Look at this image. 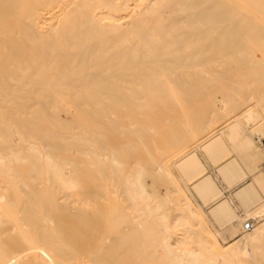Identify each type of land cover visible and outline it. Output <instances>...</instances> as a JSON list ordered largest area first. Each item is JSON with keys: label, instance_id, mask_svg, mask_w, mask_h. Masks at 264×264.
Listing matches in <instances>:
<instances>
[{"label": "bare ground", "instance_id": "1", "mask_svg": "<svg viewBox=\"0 0 264 264\" xmlns=\"http://www.w3.org/2000/svg\"><path fill=\"white\" fill-rule=\"evenodd\" d=\"M262 140L264 0H0V264H264Z\"/></svg>", "mask_w": 264, "mask_h": 264}, {"label": "rangeland", "instance_id": "2", "mask_svg": "<svg viewBox=\"0 0 264 264\" xmlns=\"http://www.w3.org/2000/svg\"><path fill=\"white\" fill-rule=\"evenodd\" d=\"M260 86L261 85H253L252 87H250V88H247V91H245L244 90V94H247V95H250L251 93H253V91L255 90V91H257L258 92V90H263V87L261 86V88H260ZM244 89H245V87H244ZM248 90H249V92H248ZM228 91V90H227ZM230 91V90H229ZM242 93H243V89H242ZM254 93H256V92H254ZM253 93V94H254ZM216 97H218V96H216ZM238 102V101H237ZM237 102H235V104L234 105H230L228 108H225V112H233V111H236V110H238L239 108H238V106H240L241 105V103H243V100H241V101H239L238 103L240 104V105H238V103ZM250 103H253V101L252 102H250ZM214 104V103H213ZM210 105V106H208V108H207V105L206 104H204V107H203V109H205V110H203L202 108H200L201 109V111L200 112H203V111H206V110H211L209 107H211L212 108V110L214 111V113H216V114H218L217 112H219V116H217V118H219L220 120L223 118V115H222V113L220 112V111H218V109H219V104L218 103H215L216 105ZM216 106V107H215ZM233 106H234V108H236V110H234V108H233ZM214 107V108H213ZM207 108V109H206ZM221 124V123H220ZM220 124L218 125V126H220ZM259 135H256V137H255V139H256V141H258L259 140V137H258ZM263 149H264V140H262V141H260V143H259V150L261 151V154L263 153ZM179 149H175V150H173V151H171V154H181V153H179V151H178ZM200 153V152H199ZM261 159H262V157H261ZM203 162H204V160H203ZM205 163V162H204ZM206 164V163H205ZM261 164V163H260ZM207 165V164H206ZM173 174H174V172H173ZM175 175V174H174ZM149 181H150V179H147L146 180V183H147V185H149ZM167 182V181H166ZM173 199V198H172ZM164 210H166V211H169L170 212V214L171 215H173V214H175V210H176V204L175 203H173V204H170V205H168V206H165L164 207ZM239 215H241V213H239ZM247 221H246V219H245V221H244V223H246ZM255 222H259V220H256ZM200 224V223H199ZM200 225H203V227H202V229L200 230V228H201V226H200V228H199V226L195 229V231L196 230H199L201 233H199V231H198V234H201V236H199V240H208L209 242H211V240H212V244L210 243V245H206L207 247H210V249L212 250V253H214V252H216L217 251V249L219 248H221V247H224V248H226L227 246H229L230 244H232L233 242H234V239L233 238H231V237H229V238H226L225 236H224V234H223V236H220V235H218L217 233H216V231H220V232H222L223 233V231H224V228H225V226L224 227H222V228H215V227H212L209 223H206V222H204L203 224H200ZM259 225H261V222H259L258 223V226ZM203 229H204V231H203ZM206 229H208V231L206 230ZM210 231V232H209ZM204 232V233H203ZM196 233H197V231H196ZM202 233H203V235H202ZM211 234V235H210ZM240 234H241V231H240ZM209 235L211 236V238L209 237ZM204 238H203V237ZM206 237V238H205ZM218 243V244H217ZM215 244V245H214ZM211 245H214V246H211ZM204 247H205V245H201V246H198L197 247V249H199V250H201L202 248L204 249ZM215 247V248H214ZM217 247V248H216ZM202 249V250H203ZM213 249H215V251L213 252ZM218 249V250H219Z\"/></svg>", "mask_w": 264, "mask_h": 264}, {"label": "built area", "instance_id": "3", "mask_svg": "<svg viewBox=\"0 0 264 264\" xmlns=\"http://www.w3.org/2000/svg\"><path fill=\"white\" fill-rule=\"evenodd\" d=\"M244 228H245L246 231H249V230L251 229V226H250L249 223H246V224L244 225Z\"/></svg>", "mask_w": 264, "mask_h": 264}]
</instances>
